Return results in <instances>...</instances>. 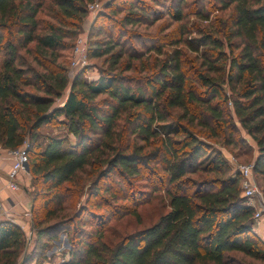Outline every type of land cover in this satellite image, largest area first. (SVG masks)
<instances>
[{
    "label": "trees",
    "instance_id": "obj_1",
    "mask_svg": "<svg viewBox=\"0 0 264 264\" xmlns=\"http://www.w3.org/2000/svg\"><path fill=\"white\" fill-rule=\"evenodd\" d=\"M92 1L0 0V145L29 141L34 230L26 254V232L0 221V264L40 262L62 231L70 248L58 264H264L242 176L207 142L233 151L253 140L264 182V0H219L232 12L195 33L184 20L208 21L205 2L189 11L187 0H112L88 38L89 59L106 67L70 82L66 51ZM163 18L154 32L133 28ZM145 49L158 53L146 63ZM52 126L66 134L43 132ZM159 191L169 210L156 223L104 242L109 219L136 214Z\"/></svg>",
    "mask_w": 264,
    "mask_h": 264
},
{
    "label": "rangeland",
    "instance_id": "obj_2",
    "mask_svg": "<svg viewBox=\"0 0 264 264\" xmlns=\"http://www.w3.org/2000/svg\"><path fill=\"white\" fill-rule=\"evenodd\" d=\"M103 2V6H104V12H99L97 14H92L90 15L89 12H87V16L85 17L83 24H82V28L80 29V31H82L86 26V23L89 25V27H91V25L93 24V22L96 20L98 15H106L109 16V12H110V8H107V5L112 1V0H99ZM205 2V6L207 8V10H209V12L211 13V17L208 21H205L201 18H199L198 16L195 15H191L189 13V15L185 18L184 22L188 25V27L193 30L195 28L196 25L199 26L201 30H209V25L211 24L212 21H214V17L215 16H224L226 18L227 15H229L232 10H233V5L227 9H225L223 7V3H221L219 0H187V4L186 6V10H191L194 7L196 8H200V6L204 5ZM90 3V2H89ZM163 10V9H162ZM166 18V17H165ZM165 18H163L162 20H160L155 26H153L152 28H149L148 26H134V30H138L139 32H154L157 30L159 24L166 22V20H164ZM178 23H172L171 27L169 28V30L174 29L178 26ZM90 29V28H89ZM193 33H195V30H193ZM126 40H128V45L131 46H136V47H140L139 45H137V43L134 41H130L128 38L129 37H125ZM127 45V46H128ZM173 48H170L168 46L164 47V51L159 53L158 58L163 59L165 57V52L172 50ZM225 52L228 54L230 52L228 47H225ZM145 53V60L144 63L149 62L147 60L148 56H153L155 57L156 54L154 52H150L148 49H145L144 51ZM66 58L69 62L70 65V56L72 54V49H69L68 51H66ZM152 62V61H150ZM141 64V66H143V64ZM199 64V61L198 63ZM191 67L193 66L192 64H190ZM103 66L106 67L105 65V61L104 59H96V58H91L89 59V65L84 67L81 72H83V77L86 80H93V79H97L100 76V72L101 69L103 68ZM132 74V73H131ZM135 75H137V73H135ZM69 76V73H68ZM71 79V78H70ZM225 90L227 92L228 95H231V90L229 88L228 85H225ZM44 133H48L49 135H55V136H64L66 134V130L62 127V126H52V127H47L45 129H43ZM242 135H244L245 137H247V133L245 132V130L242 129L241 132ZM241 135V138L243 137ZM249 137V136H248ZM70 140L72 142H74V138L72 136H70ZM140 142V141H138ZM207 142L213 144L216 148H218L219 150L222 151L223 155L226 157V159L228 160V162L230 163L229 157L232 155L234 156L238 162L240 163H245V164H249L251 161H253L255 159V155L258 153V146L257 144L252 140L251 142L254 144L252 145H248L245 143L244 146L242 147H238L235 148L233 151L232 149L229 147H226L223 143L216 141V140H208ZM1 146V145H0ZM230 166L232 168L233 171H235L234 165H232L230 163ZM29 174V178H30V185H31V181H32V175L29 173V169H28V173ZM83 178L86 179L87 175V170L81 175ZM256 178L258 179V181L261 182V185L264 187V182L258 178L256 176ZM84 179V180H85ZM90 178H88L87 183L90 182ZM30 185H29V189H30ZM139 186H142V184H140ZM32 188V187H31ZM21 189V188H20ZM87 193L84 194V196L82 197V201H85L86 197H87ZM30 197V195H29ZM31 200V197H30ZM1 201V200H0ZM169 198L166 195V193L164 191H159L156 192L155 194H153L149 200L147 199V201H143L140 204H138L136 207V211L137 213L134 215L131 214H125L123 216L120 217H114L112 219H109L106 225V229L104 232V242H107L111 245H116L117 243H119L123 237H125L126 235L135 232L137 230H141L144 229L148 226L153 225L154 223H156L158 221V219L160 218V216L164 213H166L169 210ZM129 208V206L124 205L121 207L122 212H126L127 209ZM6 220L5 218H0V221ZM264 239V238H263ZM33 243L32 245L30 244V241L28 240V244L27 247H25L26 254L27 252H30L32 247H33ZM70 248V243L68 240V233L65 231H62L59 233L58 237L56 239H53L50 241L47 249L44 251V258L36 263L33 262L32 264H43L44 262L49 261L50 257H58L57 259H55V262H60L62 261L64 258H67L68 256V249ZM52 257V259H53ZM49 259V260H48Z\"/></svg>",
    "mask_w": 264,
    "mask_h": 264
},
{
    "label": "built area",
    "instance_id": "obj_3",
    "mask_svg": "<svg viewBox=\"0 0 264 264\" xmlns=\"http://www.w3.org/2000/svg\"><path fill=\"white\" fill-rule=\"evenodd\" d=\"M103 9V2L99 0H94L87 4V11L90 15L104 12ZM89 25L86 23L85 27L87 28H84L79 32L72 49V54L69 58L70 65L68 71L69 79L71 78L70 82L78 73L81 72L84 67L89 65ZM97 79L95 78L89 81H94ZM67 93L68 89L65 91V94L61 98L57 99V105H61V103L65 100ZM28 147V139H26L23 144L18 146L17 148H4L0 146V158H2L5 163L9 165V169L7 171L6 186L13 193H17L21 188L19 176L23 173H28ZM229 160L230 163L234 165L235 171L240 172L242 176V196L247 198L249 205L255 207L254 219L256 224L264 222V192L262 190L260 182L258 181L254 173L255 159L249 164H245L238 162L237 159L231 155L229 157ZM3 216H8V214L3 205V202L0 201V218H2Z\"/></svg>",
    "mask_w": 264,
    "mask_h": 264
},
{
    "label": "crops",
    "instance_id": "obj_4",
    "mask_svg": "<svg viewBox=\"0 0 264 264\" xmlns=\"http://www.w3.org/2000/svg\"><path fill=\"white\" fill-rule=\"evenodd\" d=\"M47 127H44L45 129ZM49 135L48 133H46ZM253 146L254 144L250 142ZM257 154L255 155V157ZM9 165L0 158V200L3 202L5 209L7 210L8 216H3L8 221L17 224L22 230L28 235V240L32 245V237L34 234L33 224H32V213H31V200L29 197V185L30 178L29 174L23 173L19 176V181L21 184V189L17 193H13L6 186L7 184V171ZM255 232L262 238H264V222L256 224L254 227ZM53 257V256H52ZM50 257L47 262L43 264H58L60 262H55L58 257Z\"/></svg>",
    "mask_w": 264,
    "mask_h": 264
},
{
    "label": "water",
    "instance_id": "obj_5",
    "mask_svg": "<svg viewBox=\"0 0 264 264\" xmlns=\"http://www.w3.org/2000/svg\"><path fill=\"white\" fill-rule=\"evenodd\" d=\"M27 170H28V165H27Z\"/></svg>",
    "mask_w": 264,
    "mask_h": 264
}]
</instances>
